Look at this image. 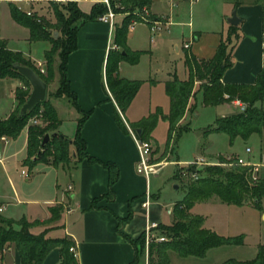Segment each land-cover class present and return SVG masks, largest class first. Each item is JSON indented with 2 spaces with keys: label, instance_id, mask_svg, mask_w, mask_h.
Wrapping results in <instances>:
<instances>
[{
  "label": "crops",
  "instance_id": "obj_1",
  "mask_svg": "<svg viewBox=\"0 0 264 264\" xmlns=\"http://www.w3.org/2000/svg\"><path fill=\"white\" fill-rule=\"evenodd\" d=\"M33 1L49 2V0H27V3L31 5ZM103 1L79 0L78 7L81 11L88 13L93 4H102ZM190 4L188 0H150L147 7L153 16L167 19L170 22L167 32L158 37L159 46L154 41L147 43L150 35L147 24L137 23L132 30L128 29L129 23L127 24L125 47L129 56L138 55L137 61L131 63L127 60H121L117 73L119 77L139 80L141 84L124 112L119 110L105 76L106 60L109 53L116 50L113 48L116 29L122 25L124 17L120 19L117 15L114 26L99 21L97 18L89 20L81 24L76 31L75 49L67 55L66 59V77L69 89L75 95L74 103L65 96L58 97L53 101L60 121L57 129L61 134L73 138L77 132L78 120L81 117L80 111H90L80 125L79 134L85 142V152L88 155L103 162H112L117 166L118 178L113 184L114 196L112 199L104 197L108 190V170L98 162H89L86 158L78 159L74 152H72L73 165L39 161L30 169L23 163L26 156L25 152V156L18 162L26 168L28 178L25 176V180L28 184L25 188L21 186L18 188L5 171L11 190L9 197L11 201L8 205L21 204L24 197L25 203L30 207L25 212L15 210L12 212L14 215L6 216L2 214L6 207L0 204V213L11 220L26 218L28 222L32 223L30 230L33 233H40L47 229L48 223L45 222L50 218L53 207L55 205L60 206L61 209L57 218L59 225L49 227L50 232L47 235L50 237L67 236L77 250L78 264H148L146 247L143 253L137 255L134 241L144 233L146 226L151 221L158 224H171L174 219V204L183 197V195L180 197L175 195V188L169 187L167 189L166 181L175 179L177 169L197 157H202L206 162L212 160L199 155L192 160L182 161L179 160L177 154L172 160H169L176 146L177 138L181 134L176 136L173 133L171 139L168 141L166 137L165 144L160 146L154 136V129L159 122H165L168 135L169 127L167 120L160 119L151 130V139L149 140L154 144L152 145V161L158 165L148 177L137 173L135 170L138 159L135 136L138 134L130 124L148 116L158 107L163 113L169 111L170 100L165 90V82L171 79L172 74H176L182 80L188 77V68L185 64L186 53H191L197 58H211L220 42L228 35L231 26H234V33L237 37L229 47L232 64L223 72L221 81L223 83L252 84L263 67L264 4L260 0L229 1L228 11L224 12L225 23L221 21L214 28L195 27L191 17L187 16L186 5ZM233 10L236 11L237 17L240 19L237 25H231L226 20ZM22 11L26 13L27 10L22 9ZM17 24L21 26V24ZM25 28L27 30V42L30 44L41 42L43 44L41 46V58L34 56L31 51L24 54L19 48L11 46L8 38L2 39L7 42V47L10 50L20 52L25 59L33 64L37 63L35 60L43 62L45 52L51 48V43L48 40H32L29 29ZM161 48L165 49L166 52V58H161L162 62L157 61V52ZM118 49L125 53L122 49ZM170 49L182 55L180 61L170 58ZM3 79L17 81V87L21 85V79L18 77L0 78V80ZM52 83H55L56 87L58 86L57 72L54 74ZM194 90L195 93L189 99L187 110L179 122L180 125L189 124V121L186 120L189 114H193L195 110V95L199 92L203 105L199 81L195 82ZM16 104L17 100L14 93L12 106L1 119L7 118L13 113ZM218 105H226L231 109L229 113L219 117L228 115L237 109L234 103ZM117 113L126 126L125 131L117 123ZM66 114L70 119V126L63 128ZM27 127L28 125H26L25 146L27 145ZM206 129L201 131L199 141L201 149L209 144L207 136L217 133H206ZM9 139L10 137L6 142L0 143L4 146L9 142ZM236 139L241 138L236 137L233 142ZM70 147L73 148V145ZM246 147L250 148V146H245V152ZM246 153L248 155L243 159L259 164L258 174L264 179L262 157L259 161L257 156L251 154V148L250 152ZM220 155H224V153L217 156ZM167 165L173 167L163 171L164 166ZM50 174L53 175L54 179L52 183L47 181ZM61 180L65 181V184H62ZM176 185L179 187L178 184ZM94 199H99L96 203L97 207L90 208ZM145 200H148L147 207L142 206ZM214 202L217 203L219 200L210 199L196 202L191 208V213L199 214L195 211L198 204ZM35 205L39 206V210L34 208ZM244 205L254 207L252 204ZM259 209L262 213L264 212V207L260 206ZM129 213H131L130 219L119 225V221L124 220ZM59 230L62 233L58 235L55 232ZM0 264H20L18 251L13 244H8L0 253ZM38 264H60L59 246L52 247Z\"/></svg>",
  "mask_w": 264,
  "mask_h": 264
},
{
  "label": "trees",
  "instance_id": "obj_2",
  "mask_svg": "<svg viewBox=\"0 0 264 264\" xmlns=\"http://www.w3.org/2000/svg\"><path fill=\"white\" fill-rule=\"evenodd\" d=\"M49 1L52 6L54 20L42 15L39 16L36 13L28 15L15 5L10 6V14L13 20L29 29L32 40H48L51 43V48L45 52L44 60L48 72H50L49 76L53 79L55 69L52 64L55 57L59 59L56 70L58 73L56 95L69 97L74 103L75 95L70 91L66 77L67 55L75 49V36L79 26L86 21L96 19L106 11V6L103 3H96L92 5L90 12L85 13L78 7L79 0H59L56 3L52 0ZM111 2L112 4L119 2L125 6L129 5V7H126L127 10H132L149 5L150 0H111ZM133 17L131 13L127 14L122 19V25L116 29L115 45L125 53L115 48L116 50L109 53L105 66L108 87L121 112H124L129 106L141 84L139 80H128L119 77L117 73L121 60H127L131 63L137 61L138 55L129 56L125 47L126 26ZM234 29L235 27L231 26L228 35L220 42L211 58H197L191 53H186L185 64L188 68V77L182 80L176 74H172L171 79L165 82V90L170 100L169 111L163 113L161 108L158 107L155 111L150 112L148 116L130 124L133 129H140L139 138L150 140V132L160 119L167 120L169 124L168 141L173 133L179 136L189 130L188 123L180 125L179 122L187 110L189 99L195 93L194 85L196 81H199V90L202 92L204 106H215L222 103L233 104L237 100L245 105L243 111L236 110L228 115L217 117L214 124L205 130L206 133H225L229 137L230 144L236 137L247 140L252 134L264 136V64L252 84L223 83L221 81L223 72L232 64L229 47L237 37ZM54 32H57L58 35L54 36ZM14 63L32 67L48 83L49 80L42 76L43 73L40 69L36 68L31 61L25 59L20 52L10 50L7 47V42L0 39V78L19 77L27 81L24 76L13 68ZM17 90L18 87L15 91V98L19 107L24 103V99L16 93ZM39 111H41V118L46 125L42 127L33 124L27 127L26 156L23 163L29 169L32 168L36 162L40 161L42 150L49 146L53 150L51 153L52 163L66 162L69 160V148L73 145L78 159L86 158L89 162H98L108 170V190L104 197L112 199L114 196L113 184L118 178L117 166L112 162H103L88 155L85 152V142L79 134L80 125L90 111H80L81 117L78 120L77 132L72 139L55 132L60 121L54 105L45 98L33 109L27 111L24 116H19L18 110L17 113L14 111L7 118L0 119V136L17 137L22 128L26 126L28 119L33 114L39 113ZM116 120L121 129L125 131L126 126L118 113L116 114ZM49 131H52L49 141L41 145L44 135ZM225 160V157L220 156V163L225 162ZM188 168L194 169V167ZM181 169L182 167L177 169L175 178H180ZM210 169H215L216 175H207L209 169L207 165H204L203 169H197L200 174L197 180L184 181V183H190L191 185L185 187L182 199L174 204L173 222L165 225L167 231L162 230L163 233H166V240L149 243L146 251L148 264H170L168 250H174L180 256L203 257L206 250L212 247L225 244H243V235L241 234L224 236L204 227L203 218L200 215L191 213V208L196 202L208 198L218 199L225 204L237 206L252 204L254 207L260 208L261 201L264 200V179L257 177L253 180L248 167L238 164H232L231 169L228 171L218 167H210ZM202 171L205 174L202 175ZM98 200L94 199L90 208H96ZM60 209L61 207L57 205V210H55L57 218ZM130 217L131 213L124 220L119 221V225L129 220ZM31 226L32 223L24 217L19 220H11L0 213V253L8 244H13L18 251L20 264H38L52 247L59 246L60 264H78L77 259L69 251V247L73 243L67 236L47 237L44 232L33 233L30 230ZM134 244L137 255L144 252V233L134 241ZM221 264H264V244L258 245L257 252L251 259L228 258Z\"/></svg>",
  "mask_w": 264,
  "mask_h": 264
},
{
  "label": "rangeland",
  "instance_id": "obj_3",
  "mask_svg": "<svg viewBox=\"0 0 264 264\" xmlns=\"http://www.w3.org/2000/svg\"><path fill=\"white\" fill-rule=\"evenodd\" d=\"M57 1L58 0H52V2L54 3H56ZM229 1L232 2L236 0H196L190 5H186L187 16L191 17V21L194 23L195 27L214 28L215 26H217V23L219 24V22L221 21L225 23L224 12L228 11ZM260 1L264 4V0ZM114 3L117 4V7L114 9L120 19L122 17H125L128 12L133 14L134 17L132 19H137L139 18V11L143 9L140 8L127 10L126 7H129V5L125 6L124 4H120L119 2ZM11 5H19L23 10L30 11L31 14L36 13L39 16L42 15L50 20H54L50 1L48 3L45 1H33L30 5L29 3H27V0H0V39L8 38L10 40V45L19 48L24 54H27L31 51L34 56L41 58V46L43 44L41 42H37V44H30L26 41L27 30L25 26L18 25L17 22H15L11 18ZM150 14L153 15L151 12ZM136 27L139 28L140 26ZM166 32V29L161 30L156 35H152V33L150 32L149 40L147 41V43H150V41L152 43L154 41L159 46L160 44L158 43V37L160 35L163 36ZM151 36H153V41L151 40ZM169 53L170 58L174 60L177 59L178 61H180V58H182L181 54L175 53L172 49H170ZM162 57L166 58V52L163 48L159 49L157 52V61L162 62ZM58 61L59 59L55 57L52 64L55 72H57L56 70ZM35 62H38V60H35ZM35 67L39 69V67H37L36 65ZM41 67L44 70L42 72V76L46 77L49 80L47 83L46 100L49 103L53 104V101L59 97L56 95L57 87L55 86V83H52V78H50L49 76L50 72H48L45 60L42 62ZM182 74H184V71H182ZM20 79L21 85L18 87L16 93L21 98H23L25 102L26 98L30 94L31 85L25 79ZM16 88L17 81H13L10 79L0 80V119L3 118L11 108ZM68 99L70 102H72L69 97ZM16 105L17 106L15 112L17 113L21 105L18 107V102ZM229 111H231V109L226 105H218L213 107L203 106L201 104V93H197L195 95V110L193 114H189L188 119L186 120L189 121L190 128L187 132H183L180 137L177 138L176 146L174 148L173 154L169 157V160H172V158H174V155L176 156V154L179 156V160L182 161L192 160L196 156L203 155L206 159H212L209 161L207 160V166L209 169L207 175H216L214 171L215 169H210V167H218L223 169L224 171H228L232 167V164L227 163V160L220 163V156L226 157V155H230L233 157H237L238 155L241 158H245L248 155V153L245 152V146L248 145L252 150L251 154L257 156V159L259 161L260 157H262V162H264V136L258 134L251 135L247 140L236 139L233 144L230 145L228 136L225 133H212L207 136L209 142L208 146L201 149V147L199 146L201 131L214 124L217 117L227 114L229 113ZM38 116L39 113H35L31 117ZM26 125L29 126L33 124L27 121ZM34 125L45 127L46 123L41 118L39 122ZM68 126H70V119H68V116L66 114V117H64L63 128H67ZM55 132L57 134H61L58 129H56ZM48 134L52 135V131H49ZM154 136L156 137L160 146H163L165 144L167 137V126L165 122H159L157 124L156 128L154 129ZM25 137L26 126L22 128L17 137L10 138L9 142L6 145L3 146L1 144L2 142L0 143V204H3L6 207V209L2 212V214L6 216L14 215V213L12 212L15 210L25 212L26 209L30 207V205H27L25 203L24 200L26 199H24V197L22 198L23 202L21 204L13 203L12 206L8 205V203L11 201L9 199V197L11 196V190L5 173L6 171L7 174L13 179L18 188L20 186L22 188L27 187L28 182H26L25 180V176L26 178H28V176L26 175V168L23 167L22 164L18 163L20 159L25 156ZM151 144L154 145L152 141ZM52 151L53 150L51 146L42 150L40 162L52 163ZM72 152H74L76 156L75 146H73V148H69V160L63 162V165L70 166L74 164ZM230 152L236 153L237 155L227 154ZM220 153H224V155H220L218 157L217 155ZM34 156L36 157L37 155ZM172 167V165L164 166L163 171L166 169H171ZM201 174L203 175L205 174V172L202 171ZM262 174L264 175V168H262ZM53 180V175L50 174L47 181H50L52 183ZM184 181L188 182L189 180L182 181L180 180V178L170 179L166 181L165 186L168 189L169 187L174 188V185L178 184L179 187L175 188L176 190L174 191V193L176 196L180 197L184 195L185 187H187V185H191L190 183H184ZM60 182H62V184H65V181L61 180ZM210 199L215 200V198H208L207 200ZM260 206L264 207V200L261 201ZM34 208L39 210L38 205H35ZM55 210H57V205L53 207V212L51 213L50 218L45 222L48 223L46 225L47 229L42 231L47 237L48 232H50L49 227H56L59 225V221H57V217L55 216L57 214ZM195 211H197V213H199L198 215L203 218L204 227L210 228L216 233L224 236H236L241 234L244 238L243 244L220 245L208 250L203 257H197L193 255L180 256L176 251L168 250L167 254L170 259V264H220L228 258L248 260L255 256L258 245L264 244V212L262 213L261 209L259 208L252 207L250 205H243L239 207L235 205L225 204L219 201L217 203L214 202L209 204H198V206L195 208ZM165 225L166 224L158 225L156 231L158 235H164L166 237V233L162 232V230L167 231ZM55 233L59 235L62 233V231L59 230Z\"/></svg>",
  "mask_w": 264,
  "mask_h": 264
},
{
  "label": "built area",
  "instance_id": "obj_4",
  "mask_svg": "<svg viewBox=\"0 0 264 264\" xmlns=\"http://www.w3.org/2000/svg\"><path fill=\"white\" fill-rule=\"evenodd\" d=\"M190 3L196 1V0H188ZM103 4L106 6V11L98 16V20L108 23L110 26L115 25V18L117 16V12L114 8L117 7L116 3L111 2V0H104ZM18 9L22 10L20 6H17ZM143 9L139 11V18L137 19H131L129 22L128 29L132 30L134 28V25L137 23H145L149 26L150 32L152 35H156L158 32H160L163 29L168 30L170 22L167 19L161 18V17H154L150 14V10L148 7L144 6ZM26 14L30 15V11H26ZM129 14V12L127 13ZM151 40L153 41V36H151ZM187 46V45H185ZM113 48H118V46L113 45ZM37 67H39L40 71L43 72L42 62H37L35 64ZM234 104L237 107V111H243L245 108V105L243 103H240L238 100L234 102ZM41 119V111H39L38 117H30L28 119V122L31 124H37L39 120ZM8 140V136L2 135L0 136V142H6ZM135 144L136 149L138 152V159L136 161L135 170L137 173L142 174L146 177H148L150 174H152L155 171L157 163H154L152 161V144L149 140H144L139 138L138 136H135ZM246 152H250V148L246 147ZM227 163L229 164H238L241 166L248 167L250 176L253 180L257 179L259 177V167L260 165L257 163H251L249 161L244 160L241 157H233L230 155H226ZM207 164V162L202 157H197L191 162H188L185 166L182 167L180 170V178L183 180H197L200 176L197 169L199 167L204 166ZM188 167H194V169H190ZM148 198V196H147ZM148 200L143 201L142 206L147 207ZM1 210V208H0ZM158 223L151 221L148 223V225L145 228L144 231V242L145 247L147 249L149 243L153 241H164L166 240V237L164 235H158L156 233L158 228ZM69 251L73 254V256L77 259V250L74 247V245H71L69 247Z\"/></svg>",
  "mask_w": 264,
  "mask_h": 264
},
{
  "label": "water",
  "instance_id": "obj_5",
  "mask_svg": "<svg viewBox=\"0 0 264 264\" xmlns=\"http://www.w3.org/2000/svg\"><path fill=\"white\" fill-rule=\"evenodd\" d=\"M226 20L231 25H237L240 21L235 10L231 12V15L227 17ZM54 36H57V32L54 33ZM13 68L16 69L22 76H24L31 85L30 94L19 109V116H24L27 111L33 109L39 102L45 100L47 83L36 73L32 67L14 63ZM136 132L139 134L140 129H137ZM50 137L51 135L46 133L41 141V145L46 144ZM199 169H203V166L199 167ZM174 188H177V185H174Z\"/></svg>",
  "mask_w": 264,
  "mask_h": 264
}]
</instances>
